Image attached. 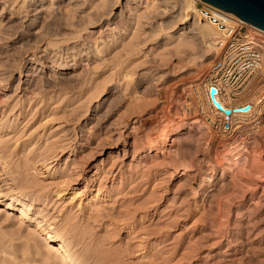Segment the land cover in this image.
I'll use <instances>...</instances> for the list:
<instances>
[{"label": "rangeland", "instance_id": "obj_1", "mask_svg": "<svg viewBox=\"0 0 264 264\" xmlns=\"http://www.w3.org/2000/svg\"><path fill=\"white\" fill-rule=\"evenodd\" d=\"M182 4L0 0V194L35 198L33 214L82 264H264V116L249 161L228 163L241 119L248 127L258 112L233 114L229 130L199 108L214 47L199 34L207 22L182 20ZM249 91L258 89L247 84L236 101ZM48 245L0 205V264H67Z\"/></svg>", "mask_w": 264, "mask_h": 264}, {"label": "bare ground", "instance_id": "obj_2", "mask_svg": "<svg viewBox=\"0 0 264 264\" xmlns=\"http://www.w3.org/2000/svg\"><path fill=\"white\" fill-rule=\"evenodd\" d=\"M194 1L195 0H183V9H185L184 11V14H183V21H187V20H191V22H194L195 20H197L196 18V15H195V8H194ZM187 10H188V13H187ZM56 11V10H55ZM153 12V11H152ZM182 21V22H183ZM197 21H201V20H197ZM190 22V21H189ZM203 22H206V21H203ZM249 27L253 28L254 30L256 31H259L260 33H263L264 34V30L263 29H260L246 21H244ZM207 22V24L204 26L203 23H200L199 27H200V36L202 38H206L208 39V44L209 46H213L212 45V37L214 36L215 34V31L213 30V27H211L212 25L209 24ZM197 25V26H198ZM259 36V35H258ZM259 38V37H258ZM203 42H204V39H203ZM99 51V50H98ZM101 54V53H100ZM57 56V55H56ZM73 57V56H72ZM161 58V57H160ZM140 60V59H139ZM58 65V64H57ZM48 66V65H47ZM57 67V66H56ZM63 67V66H62ZM60 68V67H58ZM63 69V68H62ZM125 75V74H124ZM126 76V75H125ZM189 88V87H188ZM191 89V87H190ZM195 87H193V90L195 91ZM215 92L218 91L217 87L215 86ZM192 90V91H193ZM208 85L207 83L204 84V86H202V90H201V95L199 93V91L196 93V96H197V99L199 100V108L202 109V111L204 110V108L207 109V111H209L208 115H213V119L214 121H220L222 123V118L224 117L223 121H229L230 120V117L235 114V113H240V114H243V115H248V116H256L257 112H258V118L254 117L252 119V121H250L248 127L247 125H244L246 124V117L245 119H241V122H240V125H241V129H240V133L237 134L239 137H241V139L239 141H237V143H235L234 141V146L230 147L229 149V156H230V159L233 161L231 163L230 160H227L228 163L232 164L233 166L234 165H237L238 163H244L246 160H248L249 158V151L248 149L249 148V145L251 142L254 143V139H255V132L257 131V129L259 128V125H257V123L259 122V118L263 117L261 112L259 111L260 107L259 108H255L254 112L251 113V114H244L243 112L246 111V110H241V109H236L238 106H240L241 104H238V102L240 101H236L237 103L233 104L232 102V94L236 93V91H234V89L229 86V85H225L224 86V92L220 95L218 94H214L215 98L220 102V104L223 106V107H229L231 110L228 114H225L223 113L219 108H217L209 99V96H208ZM191 91V92H192ZM188 92V90H187ZM190 92V91H189ZM193 93V92H192ZM248 94V100L250 103H252L253 105L255 104L254 102H261L262 101V98H260V96L258 94H256L254 91H249L247 92ZM184 94V93H183ZM182 94V95H183ZM187 94V93H186ZM191 95V93H189ZM194 94V93H193ZM180 95V94H179ZM185 95V94H184ZM184 98V97H183ZM188 98V96H187ZM186 98V99H187ZM189 101V100H188ZM195 104V103H194ZM188 107V106H187ZM232 108H235V109H232ZM168 111V110H167ZM190 111V110H189ZM188 112V111H187ZM188 114V113H187ZM191 114V112L189 113ZM195 115V114H194ZM198 115V114H197ZM207 115V116H208ZM191 116V115H190ZM216 116H220V119ZM193 117V116H192ZM176 118V117H175ZM174 118V119H175ZM194 118V117H193ZM199 118V117H198ZM189 119V118H188ZM191 119V118H190ZM195 119V118H194ZM194 119H191L192 121ZM211 119V116L210 118L208 119L210 121ZM179 120V119H178ZM186 120V119H185ZM197 120V118L195 119ZM201 121V120H200ZM135 122V121H134ZM178 122V121H176ZM185 122V121H184ZM184 122H179V123H175L174 125H172V127H170L165 133H164V136L161 138V145L159 146H155L153 148V153H155L154 155H156V153L160 152L161 154L165 152H167V150H169V145L171 144L170 142H168V140L170 139V137L172 135H174L175 133L177 134L178 131H181V129L184 127ZM195 123H197L198 121H194ZM213 122V123H215ZM168 123V122H167ZM236 123V122H234ZM194 125V124H193ZM219 124L216 122V126H218ZM239 125V126H240ZM136 126V125H135ZM134 126V127H135ZM138 126V125H137ZM190 126V124H189ZM136 128V127H135ZM186 128V127H185ZM195 128H197V126H195ZM190 129V128H189ZM193 129V128H192ZM189 131V130H188ZM194 131V130H193ZM196 131V130H195ZM204 132V131H203ZM179 133V132H178ZM256 134H258L256 132ZM163 135V134H162ZM161 135V136H162ZM204 136V135H203ZM237 136V138H238ZM235 138V137H234ZM234 140V139H233ZM232 141V140H230ZM121 147H122V152L123 154H125L126 151H128V148L127 146L129 145V143H127V141L125 139H123V141H121ZM135 142V141H134ZM256 143V142H255ZM231 144V143H230ZM133 143L130 144V146L132 147ZM255 145V144H254ZM135 146V144H134ZM257 146V145H256ZM130 147V148H131ZM253 147V146H252ZM116 150L118 149V146H115L114 147ZM253 148H256V147H253ZM251 148V149H253ZM103 149V148H102ZM134 149V148H133ZM151 149H148L147 151H143L142 153H138L136 154V159H141V158H144L145 156H147L149 154V151ZM255 149H253L252 151H254ZM103 150H101L102 152ZM133 151V150H132ZM164 151V152H163ZM100 152V153H101ZM110 153H112V150L110 149L109 151ZM135 151H133V154H134ZM251 152V151H250ZM165 154V153H164ZM167 154V153H166ZM150 155V154H149ZM153 155V154H152ZM151 156V155H150ZM164 156V155H163ZM257 156V155H256ZM255 156V157H256ZM2 157V154H0V158ZM68 157V154L66 155V159ZM135 157V156H134ZM5 158V157H3ZM250 158H251V155H250ZM254 158V156H253ZM252 158V159H253ZM167 159V158H166ZM2 160V159H1ZM249 161V160H248ZM101 164V163H100ZM182 164V163H181ZM148 165V164H147ZM244 165V164H243ZM246 165V164H245ZM190 166V165H189ZM195 166V165H194ZM240 166V164H239ZM178 167V166H176ZM226 167L225 165H223L221 167V173L223 172V168ZM242 167V166H241ZM181 168V171H187V175L191 176L190 175V172H188L189 170H191L190 167H180ZM235 168V167H233ZM244 168V167H243ZM98 170V165H96V171ZM193 170V169H192ZM197 170V169H196ZM178 171V170H177ZM195 171V170H194ZM241 171V170H240ZM213 172V171H212ZM192 173V172H191ZM215 173V172H214ZM224 173V172H223ZM228 173V172H227ZM246 173V172H245ZM76 174L78 175V173L76 172ZM183 174V173H182ZM195 174H193L192 176H194ZM226 175V174H224ZM76 176V175H75ZM113 176V175H112ZM221 176V175H220ZM188 178V176H186ZM13 179V178H11ZM193 179V178H192ZM210 179V178H209ZM207 179V180H209ZM15 180V178H14ZM189 180V179H188ZM218 180H221V179H218ZM187 181V180H186ZM191 181V180H190ZM223 181V180H222ZM222 181H220V184H219V187L221 185H225L227 183H223L222 184ZM13 183V182H12ZM216 184L217 182L215 180H212V182H210V185H211V188H215L216 187ZM228 185V184H227ZM204 187V186H203ZM223 186H221L220 189H222ZM210 188V189H211ZM225 188V187H224ZM223 188V190H224ZM202 189V188H201ZM205 189V188H204ZM174 190V189H173ZM209 190V189H207ZM99 191V190H98ZM97 191V192H98ZM197 191V190H196ZM206 191V190H205ZM210 191V190H209ZM219 191V189H218ZM226 191V190H225ZM64 192H66V188H61L60 190L57 191V197H60ZM203 192V191H202ZM214 192V191H213ZM208 193V192H207ZM79 192L77 191H72L70 193V196H71V201L76 199V198H79ZM97 194V193H96ZM96 194H93L92 196L93 197H96ZM212 194V193H211ZM250 198H254L253 195H254V191H251L250 193ZM204 195V194H203ZM63 196V195H62ZM205 196V195H204ZM203 196V197H204ZM220 196V195H219ZM255 196V195H254ZM89 198V200H92L94 198ZM213 197V196H212ZM37 198V197H36ZM98 198V197H97ZM28 199V203L25 202V200ZM210 200V199H209ZM208 200V201H209ZM35 201V198H31V197H26V196H21L20 197H12V196H7V195H1L0 194V205H2L3 207L5 208H11V209H15V212H16V217H18L20 220L21 219H27V220H30V222H34V227L36 229H38L42 235H43V238L46 240V242L50 245V248L49 249H53V251H58L60 254H61V257L64 258V261H66L67 264H82L81 261H79V259L77 260L71 253V250H72V247L70 246V240L66 238V236L60 232V230H58L57 228H55L52 224L48 223V220L46 222V218H44L43 216H41L40 218H38L37 214L34 215L33 214V211H32V207H33V202ZM90 202V201H89ZM43 204V203H42ZM189 205V204H188ZM252 214V213H251ZM39 215V214H38ZM145 215V214H144ZM125 216V215H124ZM127 218V217H126ZM20 225V224H19ZM145 232V231H144ZM69 240V241H68ZM25 241V240H24ZM48 245V246H49ZM47 248V247H46ZM184 249V248H183ZM44 250V249H43ZM48 250V249H47ZM52 251V250H51ZM57 256V255H56ZM56 258V257H55Z\"/></svg>", "mask_w": 264, "mask_h": 264}, {"label": "built area", "instance_id": "obj_3", "mask_svg": "<svg viewBox=\"0 0 264 264\" xmlns=\"http://www.w3.org/2000/svg\"><path fill=\"white\" fill-rule=\"evenodd\" d=\"M194 12L197 20L206 21L212 25L215 34L212 37L214 55L204 75L207 85L216 86L220 95L224 86H231L236 93L232 94L233 104L237 103L241 90L247 84H253L258 89L257 94L262 101L249 102L243 100L238 104H248L244 114H251L259 108L264 116V38H258L246 31V23L230 11L220 9L202 0L194 1ZM248 26V25H247ZM220 118V116H217ZM214 127L233 129L231 121H223Z\"/></svg>", "mask_w": 264, "mask_h": 264}, {"label": "water", "instance_id": "obj_4", "mask_svg": "<svg viewBox=\"0 0 264 264\" xmlns=\"http://www.w3.org/2000/svg\"><path fill=\"white\" fill-rule=\"evenodd\" d=\"M220 9L230 11L242 20L264 30V0H202ZM215 86H208V96L210 101L223 113L230 112L229 107H223L215 98ZM248 104L240 105L236 109L245 110ZM235 109V108H232Z\"/></svg>", "mask_w": 264, "mask_h": 264}]
</instances>
